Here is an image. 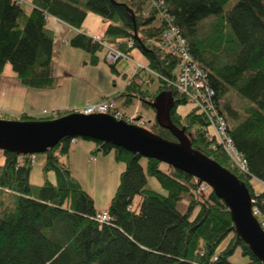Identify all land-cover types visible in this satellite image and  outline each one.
Returning a JSON list of instances; mask_svg holds the SVG:
<instances>
[{
    "label": "trees",
    "instance_id": "1",
    "mask_svg": "<svg viewBox=\"0 0 264 264\" xmlns=\"http://www.w3.org/2000/svg\"><path fill=\"white\" fill-rule=\"evenodd\" d=\"M228 1L0 0V75L9 63L25 87L53 88L52 35L44 27L45 16L78 28L87 11L99 15L102 41L126 54L138 49L147 60V77L137 84L133 80L138 74L133 75L116 96L122 99V106L139 100L142 108L153 112L149 125L143 120L142 126L176 140L157 124L149 104L168 85L174 100L172 122L184 126L193 148L245 182L264 229V189L255 193L250 183L252 178L264 183V0H236L224 9ZM207 17L213 20L202 35L199 23ZM170 26L177 28L188 53L204 71L215 108L246 160L245 172L232 166L207 135L205 115L190 107L175 88L179 55L163 42V33ZM69 44L87 51L90 63L96 62L94 54L100 45L91 36L75 32ZM154 79L158 82L155 90L143 88ZM230 91L245 101L240 108L223 102ZM184 105L186 109L180 113L178 108ZM68 112L56 110L44 117L22 113L19 119L54 118ZM72 139L75 137H64L44 152L43 170H52L55 182L44 179L35 187L29 182L34 154L0 150L4 158L0 188L14 195L12 208L0 215V264H234L229 256L237 248L246 258L241 264H261L236 235L224 202L210 188L201 192V182L190 174L100 141H94V151L113 150L125 168L108 206L96 210L90 194L60 159ZM147 176H154L165 194L146 188ZM135 194L141 196L138 209L131 206ZM184 195L189 200L181 212L177 204ZM98 212H105L108 218L98 220Z\"/></svg>",
    "mask_w": 264,
    "mask_h": 264
},
{
    "label": "water",
    "instance_id": "2",
    "mask_svg": "<svg viewBox=\"0 0 264 264\" xmlns=\"http://www.w3.org/2000/svg\"><path fill=\"white\" fill-rule=\"evenodd\" d=\"M149 104L157 124L168 129L176 140L165 139L144 126L106 113L70 111L46 119L0 118V150L20 155L44 153L64 137H80L166 163L208 185L224 202L236 235L264 264V229L252 212L253 201L245 182L191 146L184 126L178 127L170 119L174 100L168 85Z\"/></svg>",
    "mask_w": 264,
    "mask_h": 264
},
{
    "label": "crops",
    "instance_id": "3",
    "mask_svg": "<svg viewBox=\"0 0 264 264\" xmlns=\"http://www.w3.org/2000/svg\"><path fill=\"white\" fill-rule=\"evenodd\" d=\"M44 27L52 35L50 71L55 79V86L51 89L25 87L16 78L12 69L4 66L0 75V114H9L11 117L0 115V118L19 119L22 113L44 117L51 115L56 110L73 111L74 108L105 98L113 99L116 107L125 112L119 105L122 104V99H119L120 102L117 105L116 96L123 91L133 75L138 74L133 80L137 84L147 77V60L142 53L138 49H131L128 57L119 58L116 62L109 64V71L100 61L101 57L104 59L105 47L98 42L100 48L94 54L96 62L90 63V54L81 48L71 46L69 38L75 32H82L91 37L93 35L100 37L103 28L101 17L91 11L86 12L78 28L71 27L51 15L45 16ZM76 56L81 58L79 67H74L71 64ZM120 62L125 64L118 69L117 65ZM99 70L101 71L100 75ZM114 76L122 77L125 80L124 85L117 87ZM92 88L97 91V95H92ZM180 109L178 108L179 112ZM126 115L135 117L128 113ZM258 182L261 185L259 193L264 189V183L260 180Z\"/></svg>",
    "mask_w": 264,
    "mask_h": 264
},
{
    "label": "rangeland",
    "instance_id": "4",
    "mask_svg": "<svg viewBox=\"0 0 264 264\" xmlns=\"http://www.w3.org/2000/svg\"><path fill=\"white\" fill-rule=\"evenodd\" d=\"M236 0H229L224 9H228L232 6V4ZM149 7V3L145 5V9L147 10ZM213 20V17H207L203 19L199 23V32L204 35L209 30V24ZM82 52V51H80ZM100 55V54H99ZM71 63L74 67H79V63L81 62V58L78 56ZM101 57V62L104 65V68H107L110 71V65ZM121 59V58H120ZM125 64L124 62H120L117 67L118 69ZM5 67L11 68V65L7 63ZM128 68V67H126ZM102 69V68H101ZM99 75L101 71L99 70ZM114 74V73H113ZM115 77V76H114ZM117 87L120 85H124V81L122 77L116 76ZM158 82L156 79L151 81L148 84H144V87H148L149 91L155 90ZM92 95H97V91L92 88ZM119 99H117V105L119 103ZM223 102L229 103L234 108H240L245 101L242 100L236 93L230 91L224 98ZM120 108H122L126 113L130 115H134L135 118L139 117L145 121V124L148 126L150 121L153 118V112L151 109H145L140 106L139 100L133 99V102L129 104L127 107H123L122 104H119ZM180 113L184 112L186 106L180 107ZM77 109V108H74ZM53 114V113H52ZM1 116L11 117L9 114H0ZM5 119H13V118H5ZM138 119V118H137ZM231 123H235L236 121H230ZM95 142L90 139H83L80 137H75L74 141L70 143L67 154H61L60 159L65 161L68 164L69 170L73 177H75L82 188L87 191L93 199L94 206L96 210L102 211L104 210L120 181V173L125 168V163L123 161H119L115 159L114 152L111 150L108 153H103L101 151L95 150ZM4 158L2 153L0 152V165L3 163ZM45 161L44 153H35L32 159V165L29 172V182L35 187L41 185L44 182V179L49 180L50 182H55V174L52 170L44 171L43 163ZM161 168H164V165H161ZM250 183L255 190V193L261 189V185L256 179H250ZM200 186V185H199ZM146 188L154 190L156 192L165 194V190L160 186L158 180L154 176H147ZM209 187L205 188L201 192H206ZM140 194H135L132 198L131 206L133 209H138V203L140 201ZM189 200L188 195H184V198L177 204V209L181 212H184L187 208V201ZM14 204V195L9 190L0 188V215L3 211L9 210L12 208ZM264 223V219H262ZM225 241L219 246V248L223 247ZM229 259L234 264H241L246 261V258L240 255V251L237 248L230 256Z\"/></svg>",
    "mask_w": 264,
    "mask_h": 264
},
{
    "label": "built area",
    "instance_id": "5",
    "mask_svg": "<svg viewBox=\"0 0 264 264\" xmlns=\"http://www.w3.org/2000/svg\"><path fill=\"white\" fill-rule=\"evenodd\" d=\"M92 39L105 47L104 59L109 64L116 62L119 58L128 57V54L103 42L99 35H93ZM163 42L169 49L175 51L179 55L177 79L174 84L175 88L187 98L190 107L196 108L205 115L208 121L206 128L207 135L213 139L214 144L222 148L232 166L240 172H245L247 170L246 160L234 146L233 140L227 132L226 120L215 108L212 100L213 90L207 83L202 68L188 53L185 39L178 33L175 26H170L163 33ZM73 111L83 114L106 113L113 116L115 119H122L128 123L143 125V120L124 115L123 112L116 107L114 100L109 98L85 104ZM73 141L74 139L71 140V142ZM207 187L208 185L201 182L198 190L202 191ZM252 212L256 215L258 214V209L253 206ZM96 218L103 221L108 217L105 212H98Z\"/></svg>",
    "mask_w": 264,
    "mask_h": 264
}]
</instances>
